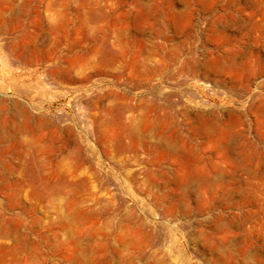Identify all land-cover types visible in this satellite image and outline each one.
<instances>
[{"label": "rangeland", "instance_id": "obj_1", "mask_svg": "<svg viewBox=\"0 0 264 264\" xmlns=\"http://www.w3.org/2000/svg\"><path fill=\"white\" fill-rule=\"evenodd\" d=\"M0 264H264V0H0Z\"/></svg>", "mask_w": 264, "mask_h": 264}]
</instances>
